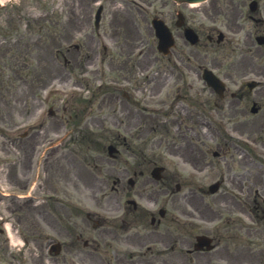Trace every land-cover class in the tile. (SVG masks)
<instances>
[{"label":"flooded vegetation","instance_id":"1","mask_svg":"<svg viewBox=\"0 0 264 264\" xmlns=\"http://www.w3.org/2000/svg\"><path fill=\"white\" fill-rule=\"evenodd\" d=\"M162 1L164 4L160 17L172 30L175 45L168 54L161 53L159 58L160 75L157 92H162L165 85L170 84L175 88L174 92L177 95L171 99L170 94L166 93L163 99L158 100L159 107L164 110L166 108L175 110L177 115L174 123L180 124L181 120L188 121L185 117L187 116L191 128L200 125L214 130V134L209 137L211 142L207 141V144L204 142L208 146L207 156L200 160L203 167L209 171L208 185L218 183L220 189L208 194L205 209H201L204 196H200L198 190L193 189V206L195 210L202 213V216L207 217L209 223L207 231L216 240L238 237L240 231L244 237L246 231L251 237L252 232H255L257 228L255 225L247 226L243 218L237 217L233 221L227 218L221 221L227 213L243 216L247 213L253 224L259 221L257 218L259 206L255 200L248 203L235 200L232 205L227 203L231 197V190L235 188L243 190L244 186L253 189L257 186L258 179H261V173L264 172V164L261 163V159L264 158V87L261 85L254 87L245 81L250 76H264V43L259 44L257 41L258 36H264V18L262 17L264 8L259 3L254 8H249L247 17L252 19L255 25L252 29L246 30L244 24L239 21L244 15L241 4H236L230 9L228 3L212 0L208 7L189 8L190 10L184 14L186 10L183 11L181 5L173 2L168 6L166 0ZM243 1L246 2V0ZM218 24H223L233 33L243 31V42L230 43L227 38L220 37V30L216 27ZM186 27H191L198 33L197 44L187 41L184 34ZM125 46H122L123 50L133 47L131 43ZM119 67L123 70L126 65L120 64ZM147 67V63L140 64L136 70L142 71ZM206 68L214 71L223 80L225 83L222 86L223 89L215 88L205 81ZM130 76L126 69L123 81H131ZM120 98L123 100L120 108L129 115L132 114L135 107L134 102H131L132 96L128 92L115 90L110 96V101L113 105H117ZM220 127L221 130H219ZM240 136L252 140L257 145V150L250 152L246 150V147L245 149L238 144ZM200 160L197 156H193L196 167ZM252 167L255 168L254 172L258 173L253 177L246 176L245 168ZM117 181L124 182L123 179H117ZM140 183L149 184L150 179L147 177ZM137 193L143 195L140 190ZM118 197H115L116 209L121 208ZM123 208V226L126 228L128 225H138L143 220L144 211L137 204L127 203ZM225 226L227 227L224 228ZM38 232V228H35V233Z\"/></svg>","mask_w":264,"mask_h":264},{"label":"rangeland","instance_id":"2","mask_svg":"<svg viewBox=\"0 0 264 264\" xmlns=\"http://www.w3.org/2000/svg\"><path fill=\"white\" fill-rule=\"evenodd\" d=\"M97 1H101L105 9L99 30V33L105 36V41H100L98 39L100 36L97 38L94 31V15L98 7ZM119 2L121 1L119 0ZM5 3L7 5L0 9V177L5 179L8 175L6 179L9 182H13L11 176H15L16 171L12 159H14L13 153L16 150L12 146L11 149L14 152L8 151L7 149L11 146L6 144H10V138L20 137L18 136L19 133L27 130L26 127L33 123L32 117L43 107L48 110L51 105L57 112L54 116H50L48 113L47 115L45 114L46 126L40 131V137H34V133H31L27 138H39V140H42L48 136L53 139H80L81 134H85L84 140H87L88 138H94L92 134L94 131L103 133L105 137L110 136L109 129H99L102 127L100 124L96 126L98 129L94 131L93 129L92 131L90 129L87 130V128L77 131L72 130V125L70 124L66 126V123L62 121L66 119L62 109L64 105V97L62 95L65 86L74 87L75 85L81 86L82 90L79 89V91L82 95L86 94L88 89L86 81H90L93 84L91 89L95 90V80L90 78L89 74H95L97 72L96 69L90 68L86 75L81 73L85 69L84 54L90 51L95 54L93 44L97 47L96 50L101 53L103 52L102 46L104 44L108 47H113V40H115L112 30L114 7L120 3L113 0H6ZM126 9L131 17L124 19L127 21L124 28L128 29L129 34L132 35H135V30H137L136 36L145 38V44L149 45L148 40L152 42L153 39L147 29L148 20L146 16L139 13L136 9H133V15L129 8ZM151 18L150 14L149 20ZM15 25H17V28H13ZM130 30L133 32L130 33ZM4 31L6 38L3 36ZM121 34L124 36L126 32L121 30ZM81 35L85 37V41L82 44L85 49L82 48L79 51L75 47V43L77 44L83 40V38H80ZM69 43L72 44L71 48H69L71 55L68 54ZM137 44L139 45V43ZM152 53V55H155V52ZM66 56L70 59L68 65L65 64ZM100 68L102 79L108 81V70L105 67ZM81 79L87 80L83 81ZM95 91H97V96H100L106 90ZM44 96L50 97L46 103L42 102V99H45ZM78 98H71L70 101ZM104 112L107 113V109L103 111L102 116H106ZM86 116L90 118L92 115L85 114L84 118ZM61 117L64 118L61 120ZM24 122L26 125L19 126ZM93 122H95L94 117L91 118L90 123L95 126L96 124ZM156 135L155 131L145 135L141 138L142 145L144 146L145 144V138L156 137ZM98 136L96 135V137ZM24 141L26 142L25 139ZM30 141H33V139ZM21 143L24 145L23 141ZM77 143H80V141ZM77 147L79 148L80 145L71 144V146H68V148L76 149ZM83 150L86 154L100 153L96 150L89 152L87 148ZM55 155H52L53 158H56ZM69 155L71 157L72 154ZM86 164L88 165L89 162L86 161ZM87 165L85 166V163L80 161L77 162L76 166L80 167L82 172L84 171L85 175L88 176V171L92 169ZM96 173L98 172L96 171ZM102 175L105 176L103 173ZM85 199L86 209H92L91 194L87 193ZM8 207L10 212L18 211L19 214H22L24 226L29 227L31 219L29 218L30 207L28 204L10 205ZM4 209L5 206L3 207L0 204V213ZM19 214H16L15 217H18ZM27 231L29 232V230ZM2 242L0 241V244L5 246V243ZM171 251L166 257L171 256ZM174 252L176 254V251ZM30 254V244L27 243L25 260L24 258L18 260L12 257L10 261L13 264H34ZM170 259H173V257ZM98 260H87V264H101L102 262L99 258ZM143 260L139 258L133 261V264ZM126 261L132 262V260L129 261L127 259ZM166 261L168 262V258H166ZM179 263L186 264V261L180 258Z\"/></svg>","mask_w":264,"mask_h":264},{"label":"bare ground","instance_id":"3","mask_svg":"<svg viewBox=\"0 0 264 264\" xmlns=\"http://www.w3.org/2000/svg\"><path fill=\"white\" fill-rule=\"evenodd\" d=\"M4 1V0H3Z\"/></svg>","mask_w":264,"mask_h":264}]
</instances>
